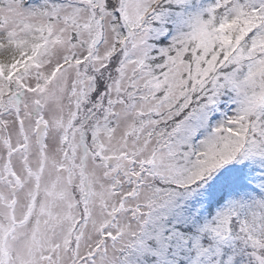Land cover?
I'll list each match as a JSON object with an SVG mask.
<instances>
[{"label": "snow or ice", "instance_id": "6c2138e0", "mask_svg": "<svg viewBox=\"0 0 264 264\" xmlns=\"http://www.w3.org/2000/svg\"><path fill=\"white\" fill-rule=\"evenodd\" d=\"M0 264H264V0H0Z\"/></svg>", "mask_w": 264, "mask_h": 264}]
</instances>
